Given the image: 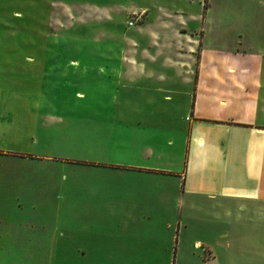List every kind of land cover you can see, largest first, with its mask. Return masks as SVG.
Instances as JSON below:
<instances>
[{"label": "rangeland", "instance_id": "1", "mask_svg": "<svg viewBox=\"0 0 264 264\" xmlns=\"http://www.w3.org/2000/svg\"><path fill=\"white\" fill-rule=\"evenodd\" d=\"M261 1L213 0L215 9L243 14L264 12ZM206 2L0 0V148L12 151L0 155L49 158L0 157V264H165L168 247L173 260V234L175 262L195 261L191 240L199 235L198 223L177 230L185 212L176 187L163 183L156 191L155 179L120 178L113 169L89 175L103 169L59 158L125 162L151 142L137 141L135 152L122 146L132 132L110 108V85L71 73L72 59L103 60L102 52L92 54L94 32L111 27L121 33L142 25L148 11L199 10ZM111 101L119 102L116 96ZM20 166L26 180L37 179L14 183L13 170Z\"/></svg>", "mask_w": 264, "mask_h": 264}, {"label": "crops", "instance_id": "2", "mask_svg": "<svg viewBox=\"0 0 264 264\" xmlns=\"http://www.w3.org/2000/svg\"><path fill=\"white\" fill-rule=\"evenodd\" d=\"M214 6L210 0L199 10L148 11L142 25L121 33L96 30L92 54L102 52L103 60L72 59L71 73L110 85V108L132 132L122 146L135 152L137 141L151 142L125 162L59 159L103 169L89 175L113 169L120 178L155 179L156 191L163 183L176 187L185 212L177 230L198 223L199 235L191 240L197 254L189 264H264V12ZM115 96L119 102L112 106ZM1 156L49 159L24 152ZM22 168L13 170L14 183L37 179L26 180ZM171 242L172 262L171 247L162 257L179 264L174 234Z\"/></svg>", "mask_w": 264, "mask_h": 264}, {"label": "built area", "instance_id": "3", "mask_svg": "<svg viewBox=\"0 0 264 264\" xmlns=\"http://www.w3.org/2000/svg\"><path fill=\"white\" fill-rule=\"evenodd\" d=\"M131 24V23H130Z\"/></svg>", "mask_w": 264, "mask_h": 264}]
</instances>
